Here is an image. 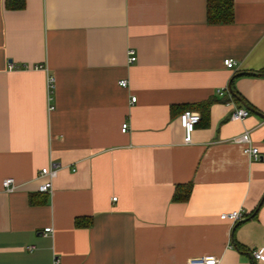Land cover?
Returning a JSON list of instances; mask_svg holds the SVG:
<instances>
[{"label": "crops", "instance_id": "1", "mask_svg": "<svg viewBox=\"0 0 264 264\" xmlns=\"http://www.w3.org/2000/svg\"><path fill=\"white\" fill-rule=\"evenodd\" d=\"M13 1L0 0V264H264V0H234L227 24L208 22L209 0ZM187 109L203 119L186 144ZM245 131L260 160L234 141Z\"/></svg>", "mask_w": 264, "mask_h": 264}, {"label": "built area", "instance_id": "2", "mask_svg": "<svg viewBox=\"0 0 264 264\" xmlns=\"http://www.w3.org/2000/svg\"><path fill=\"white\" fill-rule=\"evenodd\" d=\"M128 62L129 63H136L138 61V56L136 54V51L134 49H129L128 50ZM236 65V61L232 58H229L228 60L225 61V66L227 68H233ZM11 67H14L12 64ZM15 68V67H14ZM54 81L55 77L53 75L49 74L48 77V87L50 88V94L54 90ZM120 86L127 87L128 81L123 79L120 82ZM220 94H224V90L219 91ZM51 97V96H50ZM132 103L136 102V96L132 97ZM54 107H50V110H53ZM251 111H249L248 108L240 107L236 108L232 111L231 114V119L233 120H238V121H243L245 120L246 117L250 115ZM202 115L200 113H197L195 111H192L190 109H187L186 111L183 112L180 116V122L182 128H184L185 132V138L184 142L191 143L192 138H193V133L195 131L196 125L201 121ZM129 123H124L122 126V130L124 132H127L129 129ZM234 141L237 143L241 144L243 147V153L244 155H248L254 160H260L262 155H260L259 148L253 144V140H251V135L249 131H245V133L237 136L234 138ZM58 173V166L56 165H51L48 167H43L40 176L41 178L43 177H48L47 180L43 181L39 185L38 190L41 192H47L50 193L53 190V179L57 177ZM3 187L6 191L8 192H14V189L16 188V183L14 178H6L3 181ZM116 200V199H115ZM246 213L244 212L243 208L233 210L232 212H227V213H222L221 218L224 220H230L232 222H239L243 219H245ZM53 232V227L48 226L44 228L43 234H50ZM30 248H34V246H30ZM253 257L260 261H264V250H255L253 251ZM205 264H217L219 260L215 258L214 256H205L204 259Z\"/></svg>", "mask_w": 264, "mask_h": 264}, {"label": "trees", "instance_id": "3", "mask_svg": "<svg viewBox=\"0 0 264 264\" xmlns=\"http://www.w3.org/2000/svg\"><path fill=\"white\" fill-rule=\"evenodd\" d=\"M7 7L15 8L18 6V8H22L24 6V1L20 2L18 5V2H14L13 0H6ZM235 10H234V0H209L208 2V22L210 24L213 23H222L227 24L234 20ZM210 102H206L202 105H205L206 107L210 106ZM201 119H203V114ZM176 190L174 193L173 200L174 201H187L189 199V196L192 192L193 186L192 183L185 184V185H176ZM93 220L89 218V221L86 223L83 221V219L78 218L76 220V225L78 227L81 226H88L91 225ZM253 264H257L256 262Z\"/></svg>", "mask_w": 264, "mask_h": 264}, {"label": "water", "instance_id": "4", "mask_svg": "<svg viewBox=\"0 0 264 264\" xmlns=\"http://www.w3.org/2000/svg\"><path fill=\"white\" fill-rule=\"evenodd\" d=\"M230 91L235 95V93H234V90H233V88H232V86H230ZM236 96V95H235ZM264 201V196H263V199H262V201H261V203H260V205L258 206V208L262 205V202ZM257 208V209H258Z\"/></svg>", "mask_w": 264, "mask_h": 264}]
</instances>
